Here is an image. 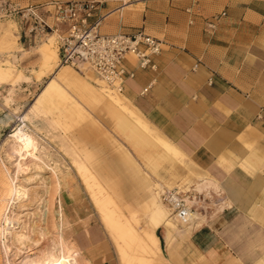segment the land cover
I'll return each mask as SVG.
<instances>
[{
  "label": "crops",
  "instance_id": "0c3cea01",
  "mask_svg": "<svg viewBox=\"0 0 264 264\" xmlns=\"http://www.w3.org/2000/svg\"><path fill=\"white\" fill-rule=\"evenodd\" d=\"M47 1L18 0L16 4L25 7ZM100 1L107 13L103 33L143 30L162 40L156 70L139 68L131 58L127 61L135 76L120 93L148 130L68 67L57 65L59 58L42 75L54 76L44 92L49 108L60 98L70 100L69 89L92 103L111 105L121 113L115 125L135 149L119 163L142 180L141 210L148 212V221L157 185L183 184L197 198V210L205 218L201 226L185 227L195 250L216 261L235 258L240 264H264V0ZM208 21H214L213 30L208 29ZM62 74L72 82L63 81ZM83 103L88 115V103ZM79 106L75 99L62 113L79 117ZM86 115L80 118L87 120ZM95 124L92 127L98 133L99 124ZM156 138L173 145L178 154ZM147 228L159 240L156 244L149 237L153 252L161 247L158 231L162 227L154 231L148 222ZM176 229L169 239L166 232L165 239L171 260L179 264V240L186 234L177 232L176 241ZM76 234L75 241L83 245L91 264H109L101 261L92 246L99 237L95 226Z\"/></svg>",
  "mask_w": 264,
  "mask_h": 264
},
{
  "label": "rangeland",
  "instance_id": "374dc122",
  "mask_svg": "<svg viewBox=\"0 0 264 264\" xmlns=\"http://www.w3.org/2000/svg\"><path fill=\"white\" fill-rule=\"evenodd\" d=\"M17 2L18 0H0V64L4 63L3 67L5 68V71L0 75V146L6 138L14 139L13 134L17 127H25L28 132L37 134L40 143L46 145L50 151L49 170L44 175L48 176V180L54 181L56 188H54L52 196L54 202L52 205L47 203V198L45 199L43 196L42 200L30 206L29 209L33 211L41 208L45 209L49 215L54 214L57 230L66 232L65 240L69 246L67 255L74 260V264H91L86 258L83 245H79L75 241L76 233L89 226H95L98 231V241L92 246L95 247L97 253H100L101 261L107 260L109 264H123L118 254L116 242L108 234L102 214L96 208L91 192L94 190L98 197L111 194L112 196H110L115 200L121 212L151 246L147 228L148 212L141 210L144 203V198H142L144 185H142L141 179L136 178L135 173L121 167L119 163V159L123 155H129L128 151L132 154L134 149L131 148L126 135L115 125L114 120L119 124L121 113H116L113 109L100 106L98 103H92L91 100L80 98L70 89V100L60 98L59 102L56 103L57 105L51 107L52 109L49 108L47 100L44 99V92L48 82L54 76L52 73L42 76L49 69L44 64V51L40 44L46 42L57 51L55 36L49 40L29 41L24 37L19 18L15 16L19 20L21 36L17 21L7 17L10 14L5 13V8L9 3L16 4ZM57 62L56 64L61 66ZM68 68L92 88H95L93 90H98L96 80L88 75L92 80L87 79L85 75L77 73L70 67ZM75 99L79 101L82 115H86V111L83 110V102L88 103L90 113L86 115L87 120L83 121L80 118L82 115L78 117L72 114L66 117L62 113L63 109L69 107L71 101ZM92 123L99 124L98 133L97 129L92 127ZM17 143L19 144V142ZM13 151L10 143L3 148L0 157L9 167L11 174L17 172V164L20 160L26 163L29 161V159L21 158V153ZM1 163L0 160V180L4 176L6 177L3 163ZM80 165H83L86 170H80ZM91 175L95 179L87 181L86 177ZM94 182H99L105 189L102 190L97 185H93ZM151 182L156 183L158 181L151 179ZM33 185L38 187L39 194H42L45 188L41 180L38 183H33ZM91 185L93 189H91ZM172 187L174 186L162 187L157 185L156 193L164 188ZM182 190L187 192L190 188L186 187ZM135 218L137 221L134 220ZM202 219L204 222L205 218L202 217ZM194 223L192 220L190 224L180 225L176 220L177 229L175 228L176 231L173 232L175 240L178 241L177 232L184 231L186 234L184 238L179 240L177 249L181 260L179 264H240L235 258L216 261L207 253L195 250L189 243L191 233L185 229ZM166 232L165 227L158 231V235L161 237V247L159 249L154 248L149 256L157 264H176L169 255V245L165 239ZM54 235L58 236L56 232ZM56 236L44 237L39 244L30 247L20 259H15L13 255L15 253L11 252L8 254L9 259L14 264H19V261L33 260L38 252L58 240ZM2 242L1 240V264H8V256ZM130 254L139 253L131 251ZM98 262L92 261V264H98Z\"/></svg>",
  "mask_w": 264,
  "mask_h": 264
},
{
  "label": "bare ground",
  "instance_id": "6f19581e",
  "mask_svg": "<svg viewBox=\"0 0 264 264\" xmlns=\"http://www.w3.org/2000/svg\"><path fill=\"white\" fill-rule=\"evenodd\" d=\"M7 17L15 19L19 25V20L15 16L8 15ZM20 34L22 36L21 29ZM52 37L54 38V36ZM40 46L44 51V64L47 69H51V67H53L51 61H56L57 58H59V55L57 56L58 50L56 52L51 48V45L46 42L41 43ZM3 64H0V75L5 71ZM74 70L81 75H88L92 79L96 80L98 82V90L108 99V102H110L112 106L114 105L116 108L122 110L130 118L134 119V121L144 130H148L147 125L142 121L137 111L129 104L127 99L120 94L121 92L107 88L106 85L89 70H84V74L78 72L76 69ZM64 75L65 74L61 75L63 81L72 82V79L69 76ZM49 96H51V94ZM100 96L101 95H99V97ZM50 98L52 99V97ZM65 114H70V111ZM13 138V140L6 138L3 141L0 146V157L3 148L11 143L13 150L21 153V158H26V160L29 159V161L26 163L23 160H20L17 164V172L11 174L9 167L5 165L3 162L4 160L0 158L3 163L2 166H4L5 169L4 172L6 173V177L4 176L0 180V241H3V247L6 255L8 256L7 263L14 264L9 259V253L14 252L15 254L13 255L15 256V259H20L28 252L30 247L36 246L44 237L48 235L55 237L56 235L54 234L56 232L58 240L54 244H50L44 250L38 252L33 260H27L25 262L19 261V264H74V260L67 255L69 246L68 242L65 240L67 237L65 234L66 232H63L64 230H61L62 232L57 230L54 214L51 213V215H49L46 213L45 209L41 208L33 211L29 209L30 206L42 200L43 196H45V199L47 198V203L50 205L54 203L52 201V196L56 186L54 187V181L51 179L48 180V176L46 177L44 175L46 171L49 170L48 162L50 158V151L46 145L40 143V138L37 134L35 135L34 132H28L25 127H17L13 134ZM156 139L169 151L175 155L178 154V150L173 145L167 141L161 140L160 138ZM17 142H19V144ZM79 168L80 170H86L83 165H80ZM86 179L88 181L95 178L91 175L87 176ZM40 180L41 183L44 184L45 188L43 192L41 191L42 194H39L40 192L37 189L38 187L33 185V183H38ZM88 185L90 184L88 183ZM93 185H97L102 190L105 189L99 182H94ZM177 188L183 191L182 189L186 187L181 184ZM91 189H93L92 185ZM91 192L95 201V206L99 210V213L102 214L101 216L104 220L107 232L116 242L119 252L118 254L121 257L123 264H157V262L152 260L149 256L153 249H151V246L146 239H144V237L136 231L124 213L121 212V209L118 207L115 200L110 195L98 197L94 190ZM101 194L103 193L101 192ZM156 197L157 198L151 210V214L149 215L150 219L148 222L154 231L160 229L161 227H165L168 232V239L170 238L172 231L176 228V220L180 225L190 224L192 220L197 224H201L203 222V216L198 210L192 211L187 221H181L162 201L160 191H157ZM134 220L137 221L136 218ZM149 237H152L156 244L159 241L154 234L149 235ZM131 251L139 254L131 255ZM1 262L0 254V264Z\"/></svg>",
  "mask_w": 264,
  "mask_h": 264
},
{
  "label": "built area",
  "instance_id": "2783aa9c",
  "mask_svg": "<svg viewBox=\"0 0 264 264\" xmlns=\"http://www.w3.org/2000/svg\"><path fill=\"white\" fill-rule=\"evenodd\" d=\"M100 0H50L22 7L9 3L5 13L21 22L29 41L55 36L59 63L84 74L91 71L107 88L123 92L135 72L127 66L131 58L142 69H157L155 58L163 50L162 40L143 30L107 34L101 31L107 13ZM215 28L208 21V29ZM208 30V31H209ZM177 187L160 191L162 201L181 221L197 210V198Z\"/></svg>",
  "mask_w": 264,
  "mask_h": 264
}]
</instances>
